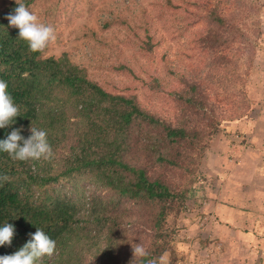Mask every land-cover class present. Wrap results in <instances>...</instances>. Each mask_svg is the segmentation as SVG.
<instances>
[{
  "label": "trees",
  "instance_id": "1",
  "mask_svg": "<svg viewBox=\"0 0 264 264\" xmlns=\"http://www.w3.org/2000/svg\"><path fill=\"white\" fill-rule=\"evenodd\" d=\"M36 1L22 0L29 9ZM244 5L156 0L159 17L183 26L198 63L197 71H180L169 89L158 77L148 82L157 108L148 101L145 106L130 87L117 91L93 78L68 53L51 54L48 47L30 52L6 19L18 5L0 10V79L19 108L13 124L0 128V140L14 129L28 138L34 127L47 132L54 152L51 160L26 162L0 152V174L11 177L0 181V227L15 229L0 256L18 251L40 228L56 241L54 255L42 264H133V247L140 243L150 257L135 264L164 254L175 264L177 218L212 136L224 121L244 117L254 106L247 78L257 36L243 27V13L252 9ZM120 21L108 19L103 27ZM120 23L132 31L126 20ZM133 33L141 51L154 56L158 40L148 17L145 34ZM119 68L131 72L124 63ZM220 87L225 98L212 95Z\"/></svg>",
  "mask_w": 264,
  "mask_h": 264
},
{
  "label": "rangeland",
  "instance_id": "2",
  "mask_svg": "<svg viewBox=\"0 0 264 264\" xmlns=\"http://www.w3.org/2000/svg\"><path fill=\"white\" fill-rule=\"evenodd\" d=\"M246 2L247 4L244 5L243 0H238L239 5H251L252 8L243 13V27H246L249 32L252 31L253 36H257L256 59L247 78V87L254 106L246 116L236 120L242 118L245 120L247 118L248 122L256 120L254 137L263 136L264 138L262 130L264 120L260 119L264 116V0H246ZM14 3L16 0H0V10L7 9ZM154 5L156 7V0H37L30 10L36 13L41 21L51 24L55 28L56 40L49 44L48 53L55 55L68 53L74 62L86 66L93 78L109 87H114L117 91L123 90L124 87H130L139 95L145 106L146 101H148L149 106L157 108L159 106L155 104L160 102L157 98L152 97L148 82L152 78L158 77L169 89L175 84L174 79L177 78L180 71L183 72L188 67L192 71H197L198 63L195 52L187 48L188 34L182 30L183 26L178 21L173 24L167 18L159 17ZM146 17L152 23L153 32H155L158 40L154 56L151 58L141 51L139 38L135 37L133 33L136 31L141 36L145 34ZM112 18H118L121 21L126 20L132 31L129 32L126 24L120 23L121 21L114 23L109 28H104L106 20ZM240 45L236 42L234 47L241 49ZM122 63L126 64L131 72L120 69ZM238 67L239 73L242 74L245 64L242 58L240 60V57ZM170 69L175 72L171 74ZM215 71L216 69L211 72L212 76ZM218 73L220 76H224L223 71ZM192 75L197 77L198 74L192 73ZM234 82L235 80L232 83ZM229 85L227 87H230ZM242 86L240 80L237 84V94L233 98L236 106H239L242 100ZM211 91L212 95L216 94L217 98L226 97L221 87ZM163 114L167 113L163 112ZM228 123L229 121H224L219 130L213 134L210 142L211 148L209 147L208 150H211L215 144L217 145L222 138H229L233 143L245 142V144L252 145V137H248L244 133L246 131L245 126L243 129L234 128L235 131H233L226 126ZM249 128L250 126H248ZM218 138L220 139L218 140ZM206 154L194 175L191 192L185 207L177 218L178 233L174 243L177 254L175 264L180 262L178 259L185 256L182 254V250L189 252L193 248V244H196L199 235L211 234L214 239L215 234L211 233L212 227L208 228V226L211 224L210 221L214 219L212 209L218 204H211L214 197L208 196L207 193H213L214 190L221 192L222 188H220L218 179L215 186L213 183L212 175L215 177L214 173L218 171L217 163H214L216 159L210 155L211 159L206 161ZM234 171L241 175L244 173V167L236 168ZM224 177L226 176L224 175ZM196 213H200V234L194 235L196 232L187 231L185 225L190 222L188 219L195 217L194 214ZM179 241L182 243L179 244ZM196 249H199L198 246ZM167 259L169 264L170 254L167 255Z\"/></svg>",
  "mask_w": 264,
  "mask_h": 264
},
{
  "label": "crops",
  "instance_id": "3",
  "mask_svg": "<svg viewBox=\"0 0 264 264\" xmlns=\"http://www.w3.org/2000/svg\"><path fill=\"white\" fill-rule=\"evenodd\" d=\"M260 119L264 120V116ZM246 120L229 121L226 126L233 131L245 126L244 133L252 137V145L218 138L220 144L206 154V161L211 159L210 155L216 159L218 171L215 177L212 175L213 183L215 186L218 179L222 188L221 192L207 193L214 197L211 204H218L212 209L214 219L208 226L212 227V232L208 231L215 234L214 239L211 234L199 235L189 252L182 250L185 256L177 264H264V138L254 137L256 120ZM240 167H244V173L238 175L234 170ZM194 216L185 226L196 235L200 234V213Z\"/></svg>",
  "mask_w": 264,
  "mask_h": 264
},
{
  "label": "clouds",
  "instance_id": "4",
  "mask_svg": "<svg viewBox=\"0 0 264 264\" xmlns=\"http://www.w3.org/2000/svg\"><path fill=\"white\" fill-rule=\"evenodd\" d=\"M18 5L13 13L6 16L10 27L19 29V39L25 41L32 53H43L50 43L55 42L56 32L51 24L40 20L38 15L31 11L22 0H16ZM19 116V108L14 103L8 91L6 81L0 79V128L13 124ZM32 133L24 138L21 129H14L3 140H0V152L7 153L13 160H51L54 152L47 139L45 130L30 128ZM22 142V143H21ZM11 177L0 174V181L9 182ZM14 226L6 223L0 227V246L11 245L14 236ZM56 251V241L49 237L42 229L37 228L31 239L18 251L11 255L0 256V264H42L44 257H52ZM133 264L137 258L150 257L149 251L140 243L133 247ZM147 264H168L167 255L158 258H149Z\"/></svg>",
  "mask_w": 264,
  "mask_h": 264
}]
</instances>
